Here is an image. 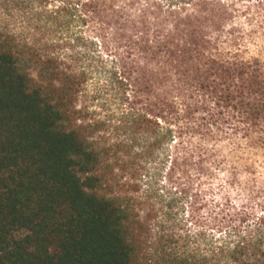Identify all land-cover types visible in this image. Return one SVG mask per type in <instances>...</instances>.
Here are the masks:
<instances>
[{
  "label": "trees",
  "instance_id": "trees-1",
  "mask_svg": "<svg viewBox=\"0 0 264 264\" xmlns=\"http://www.w3.org/2000/svg\"><path fill=\"white\" fill-rule=\"evenodd\" d=\"M224 1L0 0V264H264V62L242 56L264 16ZM76 20L102 54L68 50ZM93 59L153 80L104 144L78 109Z\"/></svg>",
  "mask_w": 264,
  "mask_h": 264
},
{
  "label": "rangeland",
  "instance_id": "rangeland-1",
  "mask_svg": "<svg viewBox=\"0 0 264 264\" xmlns=\"http://www.w3.org/2000/svg\"><path fill=\"white\" fill-rule=\"evenodd\" d=\"M232 2L237 10L244 11V9L249 8L247 17L253 19L251 22L252 26L256 25L257 19H261L264 16V0L224 1L225 4ZM69 21H71L70 18H66L62 22L65 28ZM245 22L242 17L238 23L243 24ZM93 30L94 24L90 21L76 20V22L70 24L69 31L65 32V37L70 39V44L68 42L63 43H67L66 47L72 53L79 52L84 56H88L90 52L97 51V54H102V44H99L101 41L94 38ZM257 44L258 42L255 47H257ZM242 56L246 59L256 58L264 62V51L258 52L252 46ZM106 60L101 64L100 61L93 59V74L88 77L86 86L78 101V109L86 112L87 120L95 129L93 134L95 141L101 144H104L108 139L114 140L124 137V132L120 128H123L126 122H130L138 114L142 113L141 110L143 108L146 111L153 87V80L149 70L146 69L143 72L137 71L135 73L134 70L130 71V74L124 80L119 75L107 74L109 67L112 65L107 63ZM178 221L181 224H178ZM177 224L179 227L187 226L186 228L192 231L191 236L193 237L187 240L201 243L202 249H211L210 245L219 236L216 231L211 229L213 228L212 225L203 219L191 220L187 215H180L177 217ZM197 226H205L206 228L204 234L201 235L202 237H198ZM178 233L182 234L183 232L179 231Z\"/></svg>",
  "mask_w": 264,
  "mask_h": 264
}]
</instances>
